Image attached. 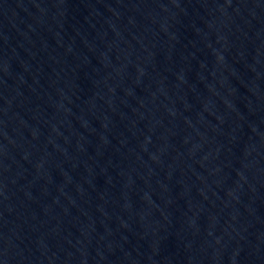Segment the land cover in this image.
<instances>
[{"label": "water", "instance_id": "water-1", "mask_svg": "<svg viewBox=\"0 0 264 264\" xmlns=\"http://www.w3.org/2000/svg\"><path fill=\"white\" fill-rule=\"evenodd\" d=\"M0 264H264V0H0Z\"/></svg>", "mask_w": 264, "mask_h": 264}]
</instances>
